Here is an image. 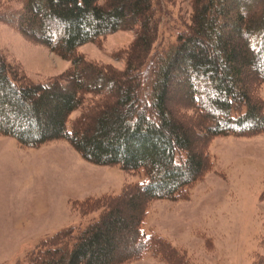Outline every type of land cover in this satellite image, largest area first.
Wrapping results in <instances>:
<instances>
[{
  "label": "trees",
  "instance_id": "obj_1",
  "mask_svg": "<svg viewBox=\"0 0 264 264\" xmlns=\"http://www.w3.org/2000/svg\"><path fill=\"white\" fill-rule=\"evenodd\" d=\"M103 1L22 0L18 10L0 8L1 22L72 62L63 75L40 82L0 52V135L30 148L65 140L85 160L142 173L145 181L116 197L82 202V214L100 212L98 218L61 230L17 264H128L146 255L191 264L185 251L147 235L143 224L153 202L189 199L214 166L208 151L213 139L264 134V99L252 95L264 84V0H195L192 25L163 52L154 50L159 26L153 0ZM231 5L238 7L234 14ZM132 28L139 36L122 71L78 53L87 43ZM232 33L242 39V49ZM237 62L255 69L253 86L240 78ZM170 84L184 88L196 125L183 127L167 110ZM75 111L81 114L70 121ZM194 132L203 138L197 152ZM130 197L140 201L132 222L134 249L102 259L120 223L116 205Z\"/></svg>",
  "mask_w": 264,
  "mask_h": 264
},
{
  "label": "rangeland",
  "instance_id": "obj_2",
  "mask_svg": "<svg viewBox=\"0 0 264 264\" xmlns=\"http://www.w3.org/2000/svg\"><path fill=\"white\" fill-rule=\"evenodd\" d=\"M153 4L159 26L154 50L163 52L176 44L186 25H192L195 0H153ZM5 6L18 10L22 0H0V8ZM230 7L233 14L237 12V6ZM232 34L233 44L242 49V39ZM138 36L136 28L121 30L99 43L79 47L78 53L99 66L122 71ZM2 51L14 68L35 81L63 75L72 65L0 21ZM236 67L242 70L240 78L245 85L249 79L253 86L257 80L255 69L238 62ZM169 88L167 110L172 117L183 127L196 125L195 113L186 107L184 88L172 84ZM253 94L264 99V84ZM80 114L72 113L70 121ZM52 129L50 126L46 131ZM201 136L194 132V152L202 148ZM208 151L214 166L192 189L189 199L153 202L143 231L163 237L185 251L191 264H264V134L218 137L209 143ZM144 181L142 173L85 160L65 140L30 148L0 135V264H17L61 230L86 227L98 218L100 212L82 214V202L116 197L127 185ZM133 194L136 196L135 191ZM131 200L115 204L120 223L113 235L115 242L99 256L102 259L114 260L134 249L132 222L140 201ZM128 264L166 263L146 255Z\"/></svg>",
  "mask_w": 264,
  "mask_h": 264
}]
</instances>
